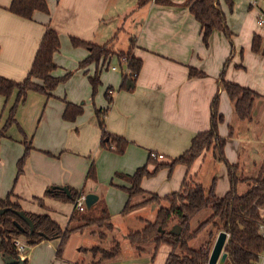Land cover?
<instances>
[{
  "label": "crops",
  "instance_id": "1",
  "mask_svg": "<svg viewBox=\"0 0 264 264\" xmlns=\"http://www.w3.org/2000/svg\"><path fill=\"white\" fill-rule=\"evenodd\" d=\"M164 1L172 5H165ZM46 2L49 13L36 11L28 20L9 11L12 0H0V76L24 81L48 29L55 30L61 41L60 50L54 56L57 69L52 74L58 78L70 75L51 96L29 92L26 101L17 108L15 124L9 128L6 124L17 93L9 99L0 95V201L12 195L10 201L19 204L25 213L47 214L65 229L75 206L71 202L72 209L59 213L54 201L69 202L47 196L52 187L83 189L85 195L93 193L98 200H105L106 191L109 196L116 191L121 197L123 215L129 197L122 188H130V183L118 175L132 176L143 167L154 173L158 165L180 158L190 149L197 134L210 129L211 105L217 94L219 112L225 119L219 127L220 137L227 140L225 156L232 165L240 167L247 138L240 137L238 132L248 121L236 120L234 106L220 82L223 75L224 80L250 88L264 97V57L252 52L255 35L261 37L264 45V24L258 21L264 15V0H247L248 3L232 0V10L226 0H218L226 14L231 37L214 31L208 46L203 43L199 23L185 6L187 0ZM72 38L98 46L112 45L118 53L128 51L135 42L133 56L142 61L138 77L133 80L127 63L120 64L115 56L109 58L104 69L102 63L81 67L90 51L75 47ZM240 48L245 52L243 58ZM258 67H263L260 72ZM190 68L205 75L191 78ZM95 76L101 83L97 95L93 96L90 78ZM129 80L133 84L128 83ZM109 88L111 93L107 98ZM67 103L84 109L83 115L74 122L64 119ZM97 111L106 112L107 132L127 142L122 155L101 146L103 131L97 122ZM27 146H30L29 156L23 174L18 177L17 164ZM151 153L163 155L164 160L150 161ZM92 162L96 179L87 182ZM220 164L213 151H208L190 168L184 165H176L172 170L161 167L141 182L145 197L138 196L131 204H141L149 195L163 198L178 192L185 181L208 188L216 180V194L222 197L229 187L227 190L226 184L225 189L220 188L224 184L219 185L218 177L223 183L228 177L224 163ZM146 208L155 215L146 218L142 213ZM157 213L156 208L145 206L123 215L140 222L133 221L123 230L115 228L112 222L113 230L105 232L103 244L109 247L115 241L120 243L119 235L129 242L128 235L144 230L148 223L156 220ZM79 232L95 235L90 229L75 233ZM116 232L118 235L112 234ZM56 244L45 240L32 247L29 255H22V259L29 264L30 254L39 248L44 252L42 264H51ZM98 245L101 242L95 241L91 249ZM147 249H152L151 245L138 250ZM83 255L72 260L73 263H94L90 253ZM4 257L0 253V264H5ZM116 263L123 264L120 261L112 264Z\"/></svg>",
  "mask_w": 264,
  "mask_h": 264
},
{
  "label": "trees",
  "instance_id": "2",
  "mask_svg": "<svg viewBox=\"0 0 264 264\" xmlns=\"http://www.w3.org/2000/svg\"><path fill=\"white\" fill-rule=\"evenodd\" d=\"M226 2L232 10V0H226ZM163 3L172 5L169 1H164ZM185 6L189 7L191 14L200 25L205 46L209 45L210 37L214 31H221L227 37H231V32L227 26L226 14L221 9L218 0H187ZM9 11L16 16L31 20L36 11L48 14L49 8L46 0H12ZM261 41V37L254 36L253 52L258 53L260 51ZM71 42L75 47H84L90 51L89 57L80 64L81 67L102 63L104 64V69L109 58L115 56L120 64L127 63L129 70L133 74L131 76L133 80L140 73L142 61L135 58L131 52L115 53L109 49L108 45L98 46L75 38H72ZM134 45L135 42H132L131 46ZM60 47L61 41L58 33L53 29H48L44 34L32 68L24 81L16 82L0 76V95L9 99L14 93H17L16 102L10 110L6 128L15 124L17 108L26 101L29 92L51 96V93L70 77V75H67L66 77L58 78L52 74L57 69L54 56L59 52ZM204 75L203 72L190 68L189 76L191 78H200ZM90 81L93 96H96L101 83L100 79L95 76L91 77ZM220 86L232 102L234 113L238 120L251 121L253 119L255 101L257 99L264 100V97L250 88L224 80L223 75L221 76ZM110 93L111 90L109 88L106 93L107 98ZM219 101L220 97L217 94L211 105L210 129L197 134L192 140L190 149L180 158L170 164L158 165L157 170L164 166L172 170L176 165H184L190 168L197 158L212 149L215 157L221 163H224L227 169L229 190L224 196H217L216 180L213 181L209 189L196 182L185 181L178 192L163 198L157 195H149L148 200L141 204L133 205L131 201L134 198L146 195V192L141 188L143 179L153 176L157 170L154 173H150L147 167H143L138 169L132 176L118 175L127 179L130 183V188H122L129 197L123 214H129L136 208L145 207L150 203L166 202L159 208L154 222L148 223L142 231L131 232L127 237L129 242L137 246L138 249L148 244H154L155 256L161 245L171 247V252L165 264H208L213 249V241L221 232L227 234V241L224 247V252L227 253L225 264H259V257L264 251V238L260 233V227L264 221V163L257 175L245 178L242 175L239 176L240 167L232 165L227 160L225 156L227 140L220 137L219 134V127L225 120L224 116L219 112ZM83 113L84 109L82 106L67 103L64 119L68 122H74ZM104 116H106V112H96L98 125L103 131L101 146L122 155L125 152L127 142L107 132ZM29 152L30 146H27L23 157L18 161V177L24 172ZM149 160L155 162L151 157H149ZM95 179V165L92 162L86 181H95ZM239 184L247 185L245 193H239ZM70 191L71 197L59 190H51L47 193V196L75 204L78 197L85 195L83 189L80 191L70 189ZM11 196L4 201H0V208L23 211L19 204L10 201ZM38 201L43 206L41 200ZM203 211H210V217L193 230L191 228L193 220ZM26 214L33 221V233L30 232L29 226L12 210L0 216V253L4 256L18 259L20 256L13 245V240L25 237L29 246H36L45 240L60 239L61 244L57 249L56 256L61 258L65 245L72 234L85 229L92 230L91 234L97 235L101 242V245L89 250L94 260L92 264H101L104 260L115 259L121 253V244L118 241L113 242L109 247L103 246V242L106 241L105 232L113 230L111 215L104 199L98 200L91 209H87L84 212L75 209L71 216L70 224L75 221L78 224L68 225L65 229H62L47 214ZM15 222H18L24 228V232L16 227ZM176 227H179V233L174 232ZM207 228H209L207 231L208 240L199 248H192L191 243L197 240L199 235L206 231ZM25 264H27L26 260Z\"/></svg>",
  "mask_w": 264,
  "mask_h": 264
},
{
  "label": "rangeland",
  "instance_id": "3",
  "mask_svg": "<svg viewBox=\"0 0 264 264\" xmlns=\"http://www.w3.org/2000/svg\"><path fill=\"white\" fill-rule=\"evenodd\" d=\"M242 1L248 3L247 0H242ZM242 11H243V7H242ZM108 47L112 52L118 53V51L114 50L112 45H110ZM130 47L131 48H129L128 51H123V53L131 52L133 55L135 45L130 46ZM239 50L241 51V53H242L241 56L243 58L245 52L241 48ZM250 51L251 50H249V52ZM252 52H253V49H252ZM253 53L261 55L262 57H264V45H263L262 41H261L260 51L258 53H255V52H253ZM112 66L113 65H111V67ZM258 68H259V72H260L261 71L260 68H263V67H258ZM111 71L112 70L110 69V72ZM262 100L263 99L257 100L256 104L254 105L253 120L245 122L243 129L238 132L240 137L244 136L247 138L246 139L247 141L245 144L246 150L244 152H242L240 162H239L240 171H241L239 173V176L242 175V177H245V178L257 175L259 173V171L261 170V167L264 163V106L262 104V102H263ZM237 119L238 118L236 117V120ZM210 151H213V150L211 149ZM224 166H225V164H224ZM226 177H227V174H226ZM218 179H219L218 182H219L220 186H222L224 184V186H222L220 188L225 189V185L227 184V190H228V187H229L228 177H227V180L225 183H223V180L221 177H218ZM96 182L99 183V179ZM89 186L90 185H88L87 187L89 188ZM87 187H85V188H87ZM209 188L210 187H208V189ZM238 191L240 194L245 193L247 191V185L246 184H239L238 185ZM146 199H147V197H146ZM120 201H121V197H120V194L118 192L115 191L114 193L111 194V196H109L107 191H106L105 202H106V204L109 208V211L111 213L112 222L114 223L115 228H117L118 230H123V229H125V225H131L133 221H137V222H140V221H138L136 218L134 219V217H129V216L123 217V215H125V214H123V215L121 214L122 205H120ZM54 202L56 203V206H57V207H55V209L59 213L60 212H62V213L68 212L73 207V204L71 202H69V203H63V202H59V201H54ZM58 203L59 204L61 203V204L58 205ZM158 204H161V205H158ZM158 204H153V203L151 204L150 203L146 207H154L157 210H159V208L162 205L166 204V202H161ZM142 213L146 215L145 216L146 218H150V216L152 217L153 215H155V214H153V211L151 209L148 210V208H146V212L142 211ZM210 215H211L210 211L201 212L193 220L191 228L193 230H195L199 226V224L206 221L210 217ZM130 218H132L133 220ZM73 224L77 225L78 223L75 221V222H73ZM73 224L69 223V225H73ZM208 230H209V228H207L206 231H203L199 235L197 240H195L191 243L192 248L197 249L204 242H206L208 240V232H207ZM112 234L118 235L117 232L112 233ZM217 237L218 236H216L215 240L213 241V247H214V244L217 240ZM108 238H109V236H108ZM117 238L121 243V253L115 259L104 260L103 262H101V264H108L110 262L112 264V263H115L117 261H120V263H123V264H148V263L149 264H165L167 257L169 255V252L171 250L169 246L162 245L159 247L157 254L155 256V245L154 244L146 245V246L151 245L152 249H147L145 252H142V251L136 249L137 246L135 247V246L131 245L129 242L123 240V237L121 235H119V237H117ZM20 240L26 246L23 255H29L31 248L36 247V246H29L27 244L25 237H21ZM52 241H55L57 244L55 247V251H53L52 258H50L51 264H53L54 262H62L64 264H74L72 260L77 259L79 257V255L84 256L83 254H89L90 253L89 250L91 249V247L95 243V241L97 243L99 242V244H100L99 237L97 235L92 236L88 232L74 233V234H72V236L69 238L67 244L65 245V249H64L62 257L58 258L56 256V254H57V249L61 244V240L60 239H53ZM103 246L108 247L107 244H104ZM81 248H84V249L82 251H80ZM140 249H141V247H140ZM43 253L44 252L42 250H40L39 248H35V252L30 254L31 255V261L29 264H42L43 259H44ZM154 258H155V260H154Z\"/></svg>",
  "mask_w": 264,
  "mask_h": 264
},
{
  "label": "water",
  "instance_id": "4",
  "mask_svg": "<svg viewBox=\"0 0 264 264\" xmlns=\"http://www.w3.org/2000/svg\"><path fill=\"white\" fill-rule=\"evenodd\" d=\"M128 83L133 84L131 80H129ZM51 190H59L65 193L68 197H71V191L68 187H52ZM97 200H98V196L93 193L86 195L87 209H91L95 205ZM10 210H12L21 220H23L29 226L30 232L33 233L34 231L33 221L30 219L29 216H27V214L24 211H16L10 208H0V216L4 215ZM15 225L20 231L24 232V228L18 222H15ZM174 232L179 233L180 232L179 227H176L174 229ZM226 241H227V234L225 232H221L218 235L217 240L214 244L208 264H225L227 259V253L224 252ZM4 262L5 264H25V260L22 259L21 257H19L18 259H13L5 256Z\"/></svg>",
  "mask_w": 264,
  "mask_h": 264
},
{
  "label": "built area",
  "instance_id": "5",
  "mask_svg": "<svg viewBox=\"0 0 264 264\" xmlns=\"http://www.w3.org/2000/svg\"><path fill=\"white\" fill-rule=\"evenodd\" d=\"M259 23L260 24H264V15H261L259 18ZM114 70H116L117 68L113 67ZM129 74L130 76H133L132 72L129 70ZM150 157L152 160L155 161H161L164 160V156L160 155V154H156V153H151ZM75 209L77 211L80 212H84L87 210V206H86V195H82L80 197H78L75 201ZM260 233L262 235V237L264 238V221L261 224L260 227ZM13 245L15 246V248L17 249V252L19 253V256L22 258V255L25 251L26 246L21 242L20 238H16L13 240ZM259 264H264V251L261 253L260 257H259Z\"/></svg>",
  "mask_w": 264,
  "mask_h": 264
}]
</instances>
